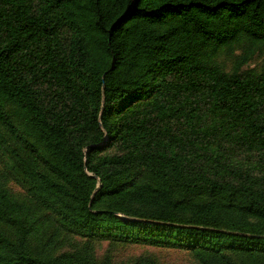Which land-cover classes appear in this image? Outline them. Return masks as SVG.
<instances>
[{
  "label": "trees",
  "instance_id": "trees-1",
  "mask_svg": "<svg viewBox=\"0 0 264 264\" xmlns=\"http://www.w3.org/2000/svg\"><path fill=\"white\" fill-rule=\"evenodd\" d=\"M131 246L264 264V0H0V264Z\"/></svg>",
  "mask_w": 264,
  "mask_h": 264
},
{
  "label": "rangeland",
  "instance_id": "rangeland-1",
  "mask_svg": "<svg viewBox=\"0 0 264 264\" xmlns=\"http://www.w3.org/2000/svg\"><path fill=\"white\" fill-rule=\"evenodd\" d=\"M106 251V244L99 249V255ZM149 255L155 258L160 264H189L188 255L183 251L170 250L148 246H131L128 248H119L116 251V258L125 260L139 255Z\"/></svg>",
  "mask_w": 264,
  "mask_h": 264
}]
</instances>
